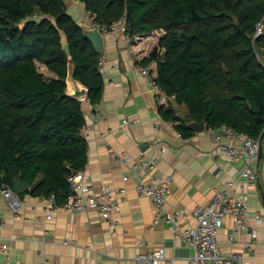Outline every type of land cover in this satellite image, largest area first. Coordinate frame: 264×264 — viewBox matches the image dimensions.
<instances>
[{
  "label": "trees",
  "instance_id": "1",
  "mask_svg": "<svg viewBox=\"0 0 264 264\" xmlns=\"http://www.w3.org/2000/svg\"><path fill=\"white\" fill-rule=\"evenodd\" d=\"M79 1L99 25L124 17L130 37L165 31L140 63L157 61L156 82L176 96L160 111L184 138L194 133L192 120L264 133V67L256 57L257 48L264 55V34L254 41L264 0ZM101 56L66 0H0V188L22 176L29 188L20 197L68 201V177L85 170L89 145L82 100L67 94V78L72 70L91 103L100 102ZM180 106L185 114H176Z\"/></svg>",
  "mask_w": 264,
  "mask_h": 264
},
{
  "label": "crops",
  "instance_id": "2",
  "mask_svg": "<svg viewBox=\"0 0 264 264\" xmlns=\"http://www.w3.org/2000/svg\"><path fill=\"white\" fill-rule=\"evenodd\" d=\"M66 2L71 15H81L85 10L83 3ZM164 34V30L133 37L121 31L105 34L101 69L104 89L98 118L92 116L94 103L87 95L80 97L88 128L84 172L90 182L89 192L97 194L102 186L113 190L121 200L114 223L94 210L77 212L64 204L51 207L46 197L27 192L21 197L22 206L16 216L0 190V216L5 221L0 228V243L8 245L7 251L0 250L1 263L10 258L11 264H138V254L162 246L166 257L158 264H187L193 256V247L176 236L150 196L137 192L135 179L122 180L131 168L118 155L131 154L135 161L144 152L151 162L143 169L144 178L171 174L168 206L188 211L198 204L211 203L217 190L227 188L230 180L240 179L246 161L232 160L218 151L216 138L225 144L241 143L222 130L206 128L179 138L175 124L163 117L155 89L136 64L150 54ZM42 65L48 71L45 74L53 76ZM146 66L157 73L156 60ZM72 87L69 74L67 89ZM180 110L184 114L187 111L185 106ZM162 147L167 150L162 152ZM253 166L257 168V181L245 185V189L249 194V226L257 229L258 236L248 243V234L233 231L232 219L226 216L217 239L224 255L241 252L244 264H264V222L256 220L258 212L264 214V148L260 162ZM123 186L126 193L121 195ZM47 214L52 217L47 218ZM180 222L185 229L196 226L198 220L189 215Z\"/></svg>",
  "mask_w": 264,
  "mask_h": 264
},
{
  "label": "built area",
  "instance_id": "3",
  "mask_svg": "<svg viewBox=\"0 0 264 264\" xmlns=\"http://www.w3.org/2000/svg\"><path fill=\"white\" fill-rule=\"evenodd\" d=\"M74 4H81L79 0H73ZM81 23L87 27L98 28L103 34L110 32L121 31L125 33L126 25L125 18L113 22L111 25H99L94 16L88 11L84 10L81 15ZM264 34V17L257 23L254 34V41ZM260 48L256 49V57L259 63L264 67V55ZM104 57L101 56L100 67ZM116 68V65L113 66ZM136 69L150 81L157 94V100L162 105H168L171 102H176L175 95L167 94L162 86L156 82L155 77L157 73L151 72L150 68L140 62L136 64ZM100 103H94V110L92 116L98 118ZM176 114H180L177 112ZM125 124L128 120H124ZM206 128L212 131L222 130L227 136L240 140V144L236 143H221L216 138L217 149L232 160L244 159L246 165L241 171L240 179L230 180L227 188L224 190H217L214 200L209 204H198L191 211L186 209L171 208L168 206L167 199L171 192V185L173 183V176L168 175H153L151 178H144L143 169L149 167L151 162L147 160L144 152L141 153L140 158L134 161L131 154L120 153L118 157L126 165L130 166L131 173L124 174L122 180L128 181L131 177L135 179L136 190L140 195H148L155 204L158 214L170 224L171 229L176 236L184 242L189 243L193 249L194 254L188 259L187 264H244L245 257L241 252H235L231 255H224L221 252L217 234L224 225L226 216L232 219V228L235 232H246L249 236L250 243L254 241L257 236V229L249 226V194L245 189V185H252L257 181L256 169L253 164H257L260 155L261 141L260 138H254L250 135H244L231 127L223 126L221 128H212L206 125ZM82 135L88 137V128L85 126L82 130ZM103 135V134H102ZM179 138H184L182 133L178 131ZM155 143H158L156 138ZM264 148V142H263ZM166 147H162L161 151L165 152ZM240 180V181H239ZM245 180V181H243ZM71 193L68 201L64 203L65 207L77 211L86 212L89 210L97 211L103 218L110 223H114V216L121 211V200L116 197V194L108 186H102L97 194L89 192L90 182L86 179L84 170L74 171L69 177ZM236 187L235 191H232ZM3 196L7 200L10 210L18 216V212L22 206V200L18 193L13 188L6 184H2L0 188ZM121 195L126 193V187L120 188ZM48 205L53 207L55 205V194H51L46 198ZM193 216L198 220L196 226L183 229L181 220L187 216ZM51 214H47V218H51ZM256 220L259 223L264 222V214L258 212ZM5 225V221L0 216V228ZM233 241V236H231ZM1 241V240H0ZM8 245L0 243V250H8ZM166 257V248L158 247L148 252L140 253L136 259L138 264H158L161 259ZM0 264H11V259H6Z\"/></svg>",
  "mask_w": 264,
  "mask_h": 264
},
{
  "label": "water",
  "instance_id": "4",
  "mask_svg": "<svg viewBox=\"0 0 264 264\" xmlns=\"http://www.w3.org/2000/svg\"><path fill=\"white\" fill-rule=\"evenodd\" d=\"M81 26L83 28L84 36L91 40L94 48L97 51H101L105 45V34H103L98 28L87 27L85 25H81ZM165 56H166V51L163 50L161 53V57L165 58ZM69 74H70V79L73 83V87L71 89H67V94L70 96H73V97H78V98H80L84 95H87L89 90L87 88L81 87L79 85L80 82L73 77V71L72 70H70ZM206 125L207 124L204 121L198 122V121L192 120L188 123V127L191 130L196 131V132L205 130ZM260 141L262 144H261L260 155H259V160H258L259 162L262 158V153H263L264 133L261 135ZM28 187H29L28 183H26L23 180L22 176H18V178H16L14 180V188L13 189L16 193L19 194V193L27 190Z\"/></svg>",
  "mask_w": 264,
  "mask_h": 264
},
{
  "label": "rangeland",
  "instance_id": "5",
  "mask_svg": "<svg viewBox=\"0 0 264 264\" xmlns=\"http://www.w3.org/2000/svg\"><path fill=\"white\" fill-rule=\"evenodd\" d=\"M75 19H76V21L78 22V23H80L81 25H83V23H81V18H80V15H72ZM37 64H38V66H39V69H40V71H42V72H46V73H48V71L45 69V67L41 64V63H38L37 62ZM179 112L181 113V114H184V112H182V110H179Z\"/></svg>",
  "mask_w": 264,
  "mask_h": 264
}]
</instances>
